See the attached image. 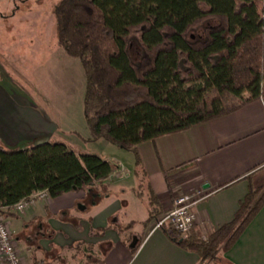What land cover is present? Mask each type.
I'll return each mask as SVG.
<instances>
[{
  "label": "trees",
  "instance_id": "16d2710c",
  "mask_svg": "<svg viewBox=\"0 0 264 264\" xmlns=\"http://www.w3.org/2000/svg\"><path fill=\"white\" fill-rule=\"evenodd\" d=\"M54 20L59 46L85 72L88 141L135 154L136 195L147 207L142 226L163 220L138 149L264 98V0H61ZM117 170L110 161L77 155L62 143L26 150L0 143V208L39 191L54 200L93 190ZM255 175L264 177V166L245 178L249 192L231 223L206 240L192 232L184 238L164 223L167 238L195 254L197 264L226 255L264 206V185L253 184ZM9 213L1 211L4 217ZM111 228L91 232L103 238Z\"/></svg>",
  "mask_w": 264,
  "mask_h": 264
},
{
  "label": "crops",
  "instance_id": "0c3cea01",
  "mask_svg": "<svg viewBox=\"0 0 264 264\" xmlns=\"http://www.w3.org/2000/svg\"><path fill=\"white\" fill-rule=\"evenodd\" d=\"M5 82L0 78V143L26 150L53 142L62 132L60 124ZM115 153L99 156L118 170L96 189L36 202L23 214L5 217L22 264L198 263L195 254L171 242L162 229L154 230L156 222L142 226L147 207L136 195V184L130 193L126 186L137 181L135 154L131 152L134 163L129 165L130 158ZM138 154L164 217L180 195L201 193L192 233L207 237L233 221L249 192L245 178L264 166V98L231 116L145 143ZM253 182L262 186L264 177L255 175ZM132 222L136 225L130 231H119ZM108 226L112 228L103 238L92 235V230ZM134 238L141 242L136 252L130 249ZM210 264H264V206L234 247Z\"/></svg>",
  "mask_w": 264,
  "mask_h": 264
},
{
  "label": "rangeland",
  "instance_id": "374dc122",
  "mask_svg": "<svg viewBox=\"0 0 264 264\" xmlns=\"http://www.w3.org/2000/svg\"><path fill=\"white\" fill-rule=\"evenodd\" d=\"M60 2L0 0V78L60 124L62 132L52 143L60 140L76 153L97 157L122 152L126 159L130 158L127 163L133 165L130 151L102 140L88 141L91 134L84 117L86 76L81 62L69 57L58 44L54 10ZM129 167L125 164V168L130 170ZM132 182L126 184L128 193L131 185H138Z\"/></svg>",
  "mask_w": 264,
  "mask_h": 264
},
{
  "label": "built area",
  "instance_id": "2783aa9c",
  "mask_svg": "<svg viewBox=\"0 0 264 264\" xmlns=\"http://www.w3.org/2000/svg\"><path fill=\"white\" fill-rule=\"evenodd\" d=\"M202 198L201 193L180 195L175 199L173 208L167 213L164 219L156 223L154 230H160L164 223H169L182 237H188L195 226V209ZM48 199L50 198L47 191H39L12 207L0 208V258L4 264H22V260L16 247V240L13 238L1 211L23 214L31 205ZM203 239L206 240V237H203Z\"/></svg>",
  "mask_w": 264,
  "mask_h": 264
},
{
  "label": "water",
  "instance_id": "95a60500",
  "mask_svg": "<svg viewBox=\"0 0 264 264\" xmlns=\"http://www.w3.org/2000/svg\"><path fill=\"white\" fill-rule=\"evenodd\" d=\"M208 188H209V186H207V185L204 186V189H208ZM137 244H138V239L134 238L130 244V249L134 250L136 248Z\"/></svg>",
  "mask_w": 264,
  "mask_h": 264
}]
</instances>
